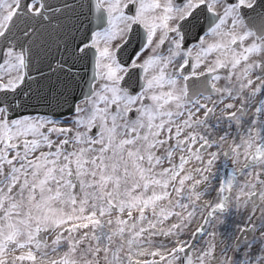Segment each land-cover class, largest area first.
Here are the masks:
<instances>
[{
	"label": "snow or ice",
	"instance_id": "snow-or-ice-1",
	"mask_svg": "<svg viewBox=\"0 0 264 264\" xmlns=\"http://www.w3.org/2000/svg\"><path fill=\"white\" fill-rule=\"evenodd\" d=\"M0 264H264V0H0Z\"/></svg>",
	"mask_w": 264,
	"mask_h": 264
}]
</instances>
